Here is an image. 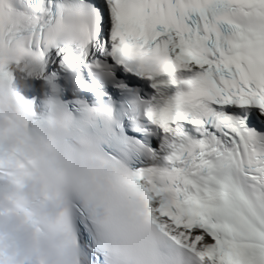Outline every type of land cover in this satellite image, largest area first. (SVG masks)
I'll use <instances>...</instances> for the list:
<instances>
[{"label":"snow or ice","instance_id":"6c2138e0","mask_svg":"<svg viewBox=\"0 0 264 264\" xmlns=\"http://www.w3.org/2000/svg\"><path fill=\"white\" fill-rule=\"evenodd\" d=\"M9 215L21 264H264V0H0Z\"/></svg>","mask_w":264,"mask_h":264},{"label":"clouds","instance_id":"9594fccd","mask_svg":"<svg viewBox=\"0 0 264 264\" xmlns=\"http://www.w3.org/2000/svg\"><path fill=\"white\" fill-rule=\"evenodd\" d=\"M0 231L6 232L14 242V247L6 249L10 255H14L17 264L29 257L38 255V248L43 247L41 241L38 245L33 239V233L30 227L21 223V218L9 215L6 218H0ZM73 246H69L65 251L66 264H72Z\"/></svg>","mask_w":264,"mask_h":264}]
</instances>
